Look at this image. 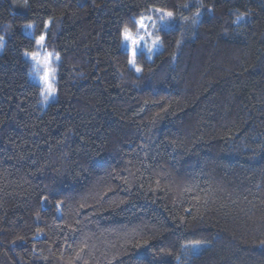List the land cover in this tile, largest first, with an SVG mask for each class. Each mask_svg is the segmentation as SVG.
Masks as SVG:
<instances>
[{
	"label": "trees",
	"instance_id": "trees-1",
	"mask_svg": "<svg viewBox=\"0 0 264 264\" xmlns=\"http://www.w3.org/2000/svg\"><path fill=\"white\" fill-rule=\"evenodd\" d=\"M0 46V264H264V0H0Z\"/></svg>",
	"mask_w": 264,
	"mask_h": 264
},
{
	"label": "rangeland",
	"instance_id": "rangeland-1",
	"mask_svg": "<svg viewBox=\"0 0 264 264\" xmlns=\"http://www.w3.org/2000/svg\"><path fill=\"white\" fill-rule=\"evenodd\" d=\"M11 3L13 4V0H11ZM170 11L156 8L151 9L146 14H142L139 17H137V25L136 29L132 30L133 33L137 37H143V39L139 40L136 45H130V43L126 40H124V47L129 52L130 58L135 57L138 53H143L148 57V53L146 52V46L151 41V39L155 36H159V30L163 28H168L170 26V23L172 21V17H168L167 13ZM172 13V12H171ZM164 17V19H162ZM27 25V24H26ZM26 25L23 26L24 32L30 36L34 35L33 29H28ZM131 30V29H130ZM2 49V46H0V51ZM162 49V43L159 41L153 49L154 55L159 52ZM33 53H38L39 56L34 59L32 56L27 53V58L29 59L32 67V78L34 81H36L38 84H40L41 88L43 87V80L42 77L44 76L46 69H50L48 71V76L50 81L55 85L56 80V73H55V63L57 61V55L55 52H52L50 49L45 48V42L42 46H37V49ZM153 55V57H154ZM47 56L50 58V63L45 65L43 61V57ZM153 59V58H152ZM54 96L52 97L53 100Z\"/></svg>",
	"mask_w": 264,
	"mask_h": 264
},
{
	"label": "clouds",
	"instance_id": "clouds-1",
	"mask_svg": "<svg viewBox=\"0 0 264 264\" xmlns=\"http://www.w3.org/2000/svg\"><path fill=\"white\" fill-rule=\"evenodd\" d=\"M12 25L9 24L7 25V28H11ZM26 27L28 29H34V25L32 23H28L26 25ZM40 39V36L37 37L36 42ZM143 39V37H137L132 30H130L129 28H125L124 32L122 34V41L126 40L130 43V45H136L138 43L139 40ZM162 40L161 36H155L151 39V41L147 44L146 46V52L148 53V59L151 60L153 58V49L154 46ZM37 55V57L39 56L38 53H35ZM47 61H48V57L44 56L43 57V63L45 65H47ZM129 65L133 68V71L137 74H140L143 71V64L138 63L136 61L135 57H132L129 59L128 61ZM48 71H50V69H46V72L44 74V76L42 77L43 80V87L40 88V93L42 95V103H40V108L42 111L46 110L48 107V104L51 103L52 101V97L55 96V94L57 93V88L56 86L49 81L48 79Z\"/></svg>",
	"mask_w": 264,
	"mask_h": 264
},
{
	"label": "snow or ice",
	"instance_id": "snow-or-ice-1",
	"mask_svg": "<svg viewBox=\"0 0 264 264\" xmlns=\"http://www.w3.org/2000/svg\"><path fill=\"white\" fill-rule=\"evenodd\" d=\"M167 16H168V17H171V16H172V13H171V12H168V13H167ZM162 19H164V17H162ZM238 19L242 20V19H244V17H239ZM46 27H47V25H46ZM44 40H45V37H44L43 35H41V36H40V39L36 42L37 45H38V46H42L43 43H44ZM26 55H28V54L26 53ZM30 55H31L32 58H34V59L37 58V55H36L35 53H31ZM50 62H51V61H50V58H48L47 64L50 63ZM48 79H49V76H48ZM49 81H50V79H49Z\"/></svg>",
	"mask_w": 264,
	"mask_h": 264
}]
</instances>
